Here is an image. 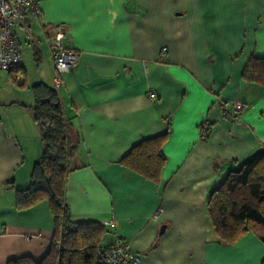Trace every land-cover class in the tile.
I'll return each mask as SVG.
<instances>
[{
  "label": "crops",
  "instance_id": "obj_1",
  "mask_svg": "<svg viewBox=\"0 0 264 264\" xmlns=\"http://www.w3.org/2000/svg\"><path fill=\"white\" fill-rule=\"evenodd\" d=\"M40 7V18L24 15L15 28L20 65L34 61L30 80L24 67L23 86L0 70V264L49 250L48 202L17 209L15 190L28 186L41 154L31 86L53 87L47 41L57 25L76 54L56 89L76 145L65 186L72 219L103 224L102 244H128L139 264H261L264 244L252 233L218 242L206 200L229 170L264 152V86L241 77L250 57L264 56V0ZM233 102L243 107L231 116ZM166 130L157 182L120 164L133 145Z\"/></svg>",
  "mask_w": 264,
  "mask_h": 264
},
{
  "label": "trees",
  "instance_id": "obj_2",
  "mask_svg": "<svg viewBox=\"0 0 264 264\" xmlns=\"http://www.w3.org/2000/svg\"><path fill=\"white\" fill-rule=\"evenodd\" d=\"M7 71L14 83L23 86L25 76L20 64ZM241 77L264 86V56L250 57ZM31 90L34 95L31 115L40 137L41 154L32 166L28 186L15 190V207L24 209L46 200L53 220L52 237L49 250L40 260L22 256L6 264H106L97 253L104 246L106 227L91 220L72 219L66 202V180L73 169L71 162L76 145L64 119L57 90L42 83L31 86ZM168 136L166 130L139 141L120 159V164L157 182L166 160L162 148ZM206 210L218 242L232 245L252 233L264 244V152L229 170L209 193Z\"/></svg>",
  "mask_w": 264,
  "mask_h": 264
},
{
  "label": "built area",
  "instance_id": "obj_3",
  "mask_svg": "<svg viewBox=\"0 0 264 264\" xmlns=\"http://www.w3.org/2000/svg\"><path fill=\"white\" fill-rule=\"evenodd\" d=\"M24 15L40 18L42 15L40 0H0V69L7 70L20 64V45L15 34V28L18 24H22ZM64 34V26L57 25L48 36L47 41L55 71L53 79L55 89L62 85L60 76L69 72L76 61L75 52L66 48L62 43ZM162 51H165V48H162ZM148 96L150 99L155 98L154 93H149ZM226 105L225 102H222L221 108H226ZM242 107L241 102H233L230 115H236ZM113 224V221L105 222L107 226ZM97 253L106 264H139L140 261L139 256L131 251L128 244L118 240L101 246Z\"/></svg>",
  "mask_w": 264,
  "mask_h": 264
},
{
  "label": "rangeland",
  "instance_id": "obj_4",
  "mask_svg": "<svg viewBox=\"0 0 264 264\" xmlns=\"http://www.w3.org/2000/svg\"><path fill=\"white\" fill-rule=\"evenodd\" d=\"M22 44V47L24 48V46L26 47L27 46V44H26V42L24 43V42H22L21 43ZM31 60V59H30ZM29 60V62H28V60H27V62H25L24 64H22L23 65V67L25 68V70H26V73H27V75H28V79L30 80V77L33 75V73H34V61L33 60H31L30 61ZM2 72H6V70L5 69H0Z\"/></svg>",
  "mask_w": 264,
  "mask_h": 264
}]
</instances>
